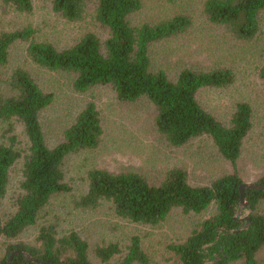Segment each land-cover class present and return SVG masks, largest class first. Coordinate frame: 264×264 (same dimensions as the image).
Wrapping results in <instances>:
<instances>
[{
    "label": "trees",
    "instance_id": "trees-1",
    "mask_svg": "<svg viewBox=\"0 0 264 264\" xmlns=\"http://www.w3.org/2000/svg\"><path fill=\"white\" fill-rule=\"evenodd\" d=\"M93 1L52 0V9L74 23L84 18ZM96 2V20L110 33L104 44L96 34L88 33L76 45L60 50L49 41H38L37 31L30 25L0 31V122L8 126L3 134L6 141L0 143V205L8 192L12 168L23 160L15 211L6 220L0 217V238L4 239L0 264H9L16 250L27 251L37 262L18 255L12 264H96L90 258L87 241L75 230L60 235L57 224L41 226L34 244L12 242L37 225L41 212L54 196L73 191L66 180V159L81 151L96 150L104 134L100 112L91 101L64 131L63 140L55 147L48 145L41 114L51 107L54 95L45 92L22 66L10 67L11 50L19 43L26 44L27 58L37 67L75 74L73 87L80 94L109 86L120 102L147 99L155 108L154 126L170 145L181 147L207 137L218 154L235 168L233 173L202 186L190 184L184 168L169 170L159 184H152L135 172L114 174L92 169L87 174V191L76 201L77 207L95 209L105 202L119 218L153 226L164 222L176 208L186 215L213 210L183 242L169 245L175 258L161 264H260L257 254L264 248V213L260 211L264 192L246 189L247 206L239 215L240 188L245 182L237 163L253 128L252 108L246 102L237 103L227 126L198 100L202 91L233 84V71L186 68L175 81L170 80L165 71L152 70L151 47L185 34L192 26L191 18L176 15L155 24L133 26L130 18L142 10V0ZM2 3L21 15L34 12L33 0ZM263 12L264 0H207L204 4L208 21L240 41L258 37ZM260 77L264 80V65ZM14 123L23 126L25 149L20 147L22 142ZM257 183L264 186V176ZM122 253L115 243L95 250L101 264H108ZM118 264H150L138 236L131 238Z\"/></svg>",
    "mask_w": 264,
    "mask_h": 264
},
{
    "label": "rangeland",
    "instance_id": "rangeland-1",
    "mask_svg": "<svg viewBox=\"0 0 264 264\" xmlns=\"http://www.w3.org/2000/svg\"><path fill=\"white\" fill-rule=\"evenodd\" d=\"M91 2L81 21L71 23L55 13L52 0H33L34 12L21 15L6 7L0 0V31H13L28 25L37 31L38 41H49L60 50L76 45L86 34H96L104 44L109 31L96 20V2ZM143 8L130 18L133 26L155 24L176 15L191 18L192 26L183 35L164 40L151 47L152 70H163L175 81L183 69L208 71L228 68L234 73V83L223 89L202 91L198 100L224 125H229L237 103H248L253 111V128L245 139L243 152L237 163L245 183L257 182L264 176V80L260 69L264 65V12L261 30L253 41H240L224 28L208 21L204 13L207 0H142ZM26 44H16L11 50L10 67L22 66L39 86L54 95V102L41 114L47 143L55 147L63 140L64 131L74 123L88 102L96 103L101 115L104 134L96 150L81 151L65 161L66 180L72 186L69 194L54 196L40 214L37 225L29 228L13 243L34 244L41 226L49 223L59 226L60 235L75 230L89 244L91 260L101 264L95 254L99 246L118 244L121 255L108 264H118L127 252L131 238L141 239L150 264L171 262L175 257L169 245L183 242L191 231L213 214L186 215L174 209L158 225L136 224L119 218L109 203L95 209L77 207L76 201L87 191V174L92 169H103L114 174L135 172L150 183L159 184L173 168H184L193 186L209 184L212 180L234 172V166L217 152L207 137L192 140L181 147L170 145L154 126L155 108L147 100L120 102L109 86H98L85 94L74 90L75 74L37 67L27 58ZM15 124V133L27 148L23 126ZM7 124L0 122V143ZM23 160L12 168L10 184L0 205V217L6 220L15 211L14 199L22 181ZM264 213V202L260 206ZM247 212H245L246 214ZM0 238V256L4 252ZM264 264V248L257 254Z\"/></svg>",
    "mask_w": 264,
    "mask_h": 264
},
{
    "label": "water",
    "instance_id": "water-1",
    "mask_svg": "<svg viewBox=\"0 0 264 264\" xmlns=\"http://www.w3.org/2000/svg\"><path fill=\"white\" fill-rule=\"evenodd\" d=\"M246 189H253V190H259V191H263L264 192V186L260 185L257 182H252V183H244L241 188H240V192H241V202H240V210H239V215L242 214V211L244 210V208L247 206V202L245 200V191ZM247 219V218H246ZM249 221V220H248ZM239 231H234V233H238ZM18 255H23L27 260L31 261V262H37V260H35L30 253H28L25 250H16L12 253L10 260H9V264H12V260L14 259L15 256ZM206 264H211L209 262H207Z\"/></svg>",
    "mask_w": 264,
    "mask_h": 264
}]
</instances>
